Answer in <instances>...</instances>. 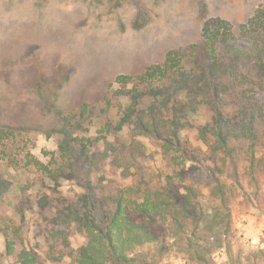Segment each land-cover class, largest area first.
<instances>
[{
  "label": "trees",
  "instance_id": "obj_1",
  "mask_svg": "<svg viewBox=\"0 0 264 264\" xmlns=\"http://www.w3.org/2000/svg\"><path fill=\"white\" fill-rule=\"evenodd\" d=\"M109 86L99 107L61 115L66 136L46 162L18 152L23 128L0 124V206H13L0 214V264H158L170 240L198 264L222 247L233 258L239 168L255 188L264 175V0L237 27L204 17L196 42ZM242 260L264 264V248Z\"/></svg>",
  "mask_w": 264,
  "mask_h": 264
},
{
  "label": "rangeland",
  "instance_id": "obj_2",
  "mask_svg": "<svg viewBox=\"0 0 264 264\" xmlns=\"http://www.w3.org/2000/svg\"><path fill=\"white\" fill-rule=\"evenodd\" d=\"M261 2L0 0V124L23 128L18 152L30 149L46 162L43 153L55 151L66 136L61 115L76 112L84 103L99 107L117 76L142 73L146 67L162 63L169 51L196 42L204 17H222L237 27L253 16ZM92 111L94 115L97 109ZM90 114L83 124L93 133L97 120ZM184 134L205 150L194 132ZM147 146L148 153H156L155 146ZM149 165L159 166V157ZM245 170L242 164L238 173L243 189L234 186L230 200L233 258L225 248H217L208 264H239L235 259L240 251L244 262L242 257L249 248H264V175L255 188ZM63 186L70 193L72 186ZM12 210L8 199L0 206L5 217ZM84 241L78 234L71 237L73 247ZM168 245L169 251L158 264H198L171 240ZM4 250L1 236L0 253Z\"/></svg>",
  "mask_w": 264,
  "mask_h": 264
}]
</instances>
